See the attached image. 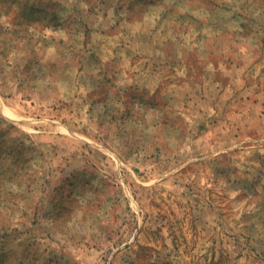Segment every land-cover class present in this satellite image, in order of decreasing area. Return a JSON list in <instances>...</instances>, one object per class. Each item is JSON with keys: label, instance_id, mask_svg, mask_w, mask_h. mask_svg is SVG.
Returning a JSON list of instances; mask_svg holds the SVG:
<instances>
[{"label": "rangeland", "instance_id": "374dc122", "mask_svg": "<svg viewBox=\"0 0 264 264\" xmlns=\"http://www.w3.org/2000/svg\"><path fill=\"white\" fill-rule=\"evenodd\" d=\"M9 1L0 264H264V0Z\"/></svg>", "mask_w": 264, "mask_h": 264}, {"label": "trees", "instance_id": "16d2710c", "mask_svg": "<svg viewBox=\"0 0 264 264\" xmlns=\"http://www.w3.org/2000/svg\"><path fill=\"white\" fill-rule=\"evenodd\" d=\"M9 2H10L9 0H6V3H9ZM22 3L24 4L25 2H22ZM20 7L22 8L23 14H34V13L40 12L39 9L41 8L40 6H38L37 8L33 5H27V3L24 5H21Z\"/></svg>", "mask_w": 264, "mask_h": 264}, {"label": "bare ground", "instance_id": "6f19581e", "mask_svg": "<svg viewBox=\"0 0 264 264\" xmlns=\"http://www.w3.org/2000/svg\"><path fill=\"white\" fill-rule=\"evenodd\" d=\"M4 112L7 113V114H9V112L6 109L4 110Z\"/></svg>", "mask_w": 264, "mask_h": 264}]
</instances>
